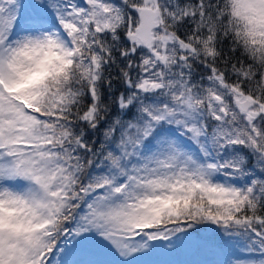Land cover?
<instances>
[{
	"label": "snow or ice",
	"instance_id": "obj_1",
	"mask_svg": "<svg viewBox=\"0 0 264 264\" xmlns=\"http://www.w3.org/2000/svg\"><path fill=\"white\" fill-rule=\"evenodd\" d=\"M0 264H264V0H0Z\"/></svg>",
	"mask_w": 264,
	"mask_h": 264
}]
</instances>
